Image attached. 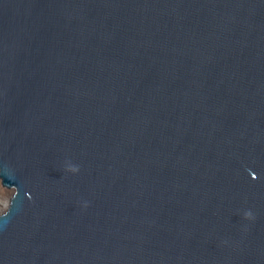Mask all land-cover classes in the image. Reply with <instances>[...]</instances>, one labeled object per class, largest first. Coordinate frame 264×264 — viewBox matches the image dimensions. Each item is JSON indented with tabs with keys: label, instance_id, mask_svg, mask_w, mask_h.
Returning <instances> with one entry per match:
<instances>
[{
	"label": "water",
	"instance_id": "obj_1",
	"mask_svg": "<svg viewBox=\"0 0 264 264\" xmlns=\"http://www.w3.org/2000/svg\"><path fill=\"white\" fill-rule=\"evenodd\" d=\"M0 264H264V0H0Z\"/></svg>",
	"mask_w": 264,
	"mask_h": 264
},
{
	"label": "rangeland",
	"instance_id": "obj_2",
	"mask_svg": "<svg viewBox=\"0 0 264 264\" xmlns=\"http://www.w3.org/2000/svg\"><path fill=\"white\" fill-rule=\"evenodd\" d=\"M13 191L3 187L0 189V212L4 209L6 202L11 198Z\"/></svg>",
	"mask_w": 264,
	"mask_h": 264
},
{
	"label": "bare ground",
	"instance_id": "obj_3",
	"mask_svg": "<svg viewBox=\"0 0 264 264\" xmlns=\"http://www.w3.org/2000/svg\"><path fill=\"white\" fill-rule=\"evenodd\" d=\"M0 189H2V182H1V179H0Z\"/></svg>",
	"mask_w": 264,
	"mask_h": 264
}]
</instances>
